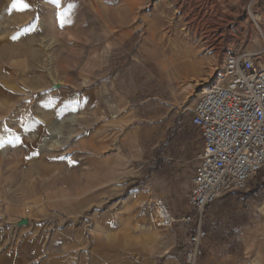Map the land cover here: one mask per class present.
Returning <instances> with one entry per match:
<instances>
[{"label": "rangeland", "instance_id": "374dc122", "mask_svg": "<svg viewBox=\"0 0 264 264\" xmlns=\"http://www.w3.org/2000/svg\"><path fill=\"white\" fill-rule=\"evenodd\" d=\"M23 2L0 0V264H43L51 240L71 242L80 264H115L121 251L141 264L134 236L142 246L168 232L149 226V186L175 216L194 214L192 109L231 52L264 63V0H211L194 35L180 23L190 0ZM178 33L198 45V84L167 54ZM204 223L197 264H264V172ZM105 236L121 249H104Z\"/></svg>", "mask_w": 264, "mask_h": 264}, {"label": "built area", "instance_id": "2783aa9c", "mask_svg": "<svg viewBox=\"0 0 264 264\" xmlns=\"http://www.w3.org/2000/svg\"><path fill=\"white\" fill-rule=\"evenodd\" d=\"M191 125L201 137L188 204L192 215L177 217L166 200L157 198L148 213L149 226L169 230L194 224L184 264H197L208 237L206 208L224 194L247 189L264 172V63L257 53L231 52L218 81L201 92Z\"/></svg>", "mask_w": 264, "mask_h": 264}, {"label": "crops", "instance_id": "0c3cea01", "mask_svg": "<svg viewBox=\"0 0 264 264\" xmlns=\"http://www.w3.org/2000/svg\"><path fill=\"white\" fill-rule=\"evenodd\" d=\"M125 146L129 149H133L134 144L127 142ZM148 191L154 200L162 197L160 194L155 192L157 190L155 188L153 189L152 186L148 187ZM190 211V213H193L194 210L191 209ZM141 229L146 230L147 227H142ZM193 231L194 229L190 226L175 225L163 236V241H157L155 235L147 233L143 235L142 240H150L151 243L142 246L137 244V242H139L142 237L141 235L137 234L134 236V245L131 246V248L134 249L131 250L138 252V254H142L143 262L141 264H182V257L189 247L190 236ZM105 237L106 238L96 237L97 240L103 242L102 247L104 249H121L119 243L122 241L119 240L118 237ZM70 244L71 242H64L61 240H51L49 243L45 244L43 249L46 250L48 257L45 258L43 264H80V260L77 262L76 258L71 255L72 253L70 252ZM65 247L69 249L65 251ZM123 254V251L117 254L115 264H124ZM131 264L138 263L133 261Z\"/></svg>", "mask_w": 264, "mask_h": 264}, {"label": "bare ground", "instance_id": "6f19581e", "mask_svg": "<svg viewBox=\"0 0 264 264\" xmlns=\"http://www.w3.org/2000/svg\"><path fill=\"white\" fill-rule=\"evenodd\" d=\"M191 1L189 4H186V9L184 7L182 8L180 23L182 22L183 26H185L183 29L184 32H189L191 35H194L198 32L199 24L205 18L206 11L209 10L208 7L211 0H198L195 4H192ZM253 19L257 20L256 17H253ZM172 44L167 52L170 60L176 62V66L180 70L191 72L194 75L193 82L198 84L200 78L199 73L203 71L202 66L204 63L200 57L198 45L188 35L184 37L182 33L177 34ZM207 89L205 88L203 91H207Z\"/></svg>", "mask_w": 264, "mask_h": 264}, {"label": "snow or ice", "instance_id": "6c2138e0", "mask_svg": "<svg viewBox=\"0 0 264 264\" xmlns=\"http://www.w3.org/2000/svg\"><path fill=\"white\" fill-rule=\"evenodd\" d=\"M14 6H19L20 8H28L29 4L24 3L23 0H16V4Z\"/></svg>", "mask_w": 264, "mask_h": 264}, {"label": "water", "instance_id": "95a60500", "mask_svg": "<svg viewBox=\"0 0 264 264\" xmlns=\"http://www.w3.org/2000/svg\"><path fill=\"white\" fill-rule=\"evenodd\" d=\"M26 223H28V221H27V220H24V221H22V224H26Z\"/></svg>", "mask_w": 264, "mask_h": 264}, {"label": "trees", "instance_id": "16d2710c", "mask_svg": "<svg viewBox=\"0 0 264 264\" xmlns=\"http://www.w3.org/2000/svg\"><path fill=\"white\" fill-rule=\"evenodd\" d=\"M187 132L183 133V134H186Z\"/></svg>", "mask_w": 264, "mask_h": 264}]
</instances>
